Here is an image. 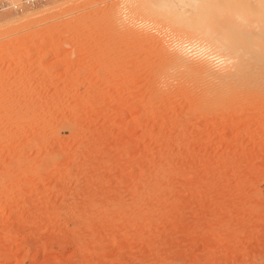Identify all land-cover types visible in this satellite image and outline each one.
Here are the masks:
<instances>
[{"label": "rangeland", "instance_id": "obj_1", "mask_svg": "<svg viewBox=\"0 0 264 264\" xmlns=\"http://www.w3.org/2000/svg\"><path fill=\"white\" fill-rule=\"evenodd\" d=\"M262 2L0 14V264H264Z\"/></svg>", "mask_w": 264, "mask_h": 264}, {"label": "bare ground", "instance_id": "obj_2", "mask_svg": "<svg viewBox=\"0 0 264 264\" xmlns=\"http://www.w3.org/2000/svg\"><path fill=\"white\" fill-rule=\"evenodd\" d=\"M260 2V1H259ZM253 3V2H252ZM256 4V3H255ZM262 10V15L260 18H258L257 20L255 21H250L248 23H244L243 25V22H242V25L240 24V20L243 19L244 17H240L241 19L239 21H237L236 23L239 22V25H234V30L236 31V34H240L241 36L242 35H245V36H249L251 41L249 42V49L247 48V51H250L252 53H254V57L252 58V61H250V59H246V61H243L238 67H237V70L234 71V72H231V73H227V74H222L224 77H230L228 79H235V78H239L241 79V77L245 74V72H249L250 70H254L253 71H250L248 73V75H251L250 73L254 74L257 72L258 76H260L259 74H263L261 76L264 77V2L261 3V6L259 8V11L261 12ZM256 11V10H255ZM253 12V11H252ZM258 15V14H257ZM259 17V16H258ZM249 19V18H248ZM245 20V19H244ZM243 20V21H244ZM253 20V19H252ZM245 22V21H244ZM229 25V24H228ZM238 32V33H237ZM236 37V36H235ZM233 39V38H232ZM235 40V39H234ZM221 42V41H220ZM222 43V42H221ZM229 43V42H228ZM238 43V42H237ZM248 44V43H246ZM230 45V44H229ZM235 45H232V50L235 48ZM226 47V45H225ZM227 48H231V47H227ZM239 48V47H238ZM235 49V51H237V49ZM239 50V49H238ZM180 55V54H179ZM179 55L177 56L178 59L181 57H179ZM176 57V58H177ZM175 58V59H176ZM172 59V58H171ZM183 59V58H182ZM180 59V60H182ZM180 62V61H179ZM178 62V64H179ZM183 62V61H182ZM181 62V63H182ZM256 71V72H255ZM246 72V74H247ZM244 73V74H243ZM247 75V76H248ZM222 76V77H223ZM246 77V75H244ZM243 76V77H244ZM254 76V75H253ZM260 76V77H261ZM223 77V78H224ZM244 77V78H245ZM262 77V78H263ZM222 78V79H223ZM239 79V80H240ZM260 79V78H259ZM224 80V79H223ZM236 80V79H235ZM238 80V79H237ZM261 80V79H260ZM264 80V79H263ZM222 81V80H221ZM234 81V80H233ZM233 81L231 83H233ZM236 82V81H235ZM239 82V81H238ZM256 83V82H255ZM235 84H238V83H235ZM258 84V83H257ZM239 87H235L236 89L238 88H241V86L243 84H241L240 86V83L238 84ZM247 85V84H246ZM230 86V85H229ZM231 86H234V85H231ZM237 86V85H236ZM245 86V85H244ZM253 86V85H252ZM257 86V85H256ZM259 86V85H258ZM243 87V86H242ZM228 88V87H227ZM234 89V87H232ZM248 88V87H247ZM234 89V90H236ZM233 92V91H232ZM235 93V92H234Z\"/></svg>", "mask_w": 264, "mask_h": 264}, {"label": "built area", "instance_id": "obj_3", "mask_svg": "<svg viewBox=\"0 0 264 264\" xmlns=\"http://www.w3.org/2000/svg\"><path fill=\"white\" fill-rule=\"evenodd\" d=\"M39 1L45 0H0V14L10 11H20Z\"/></svg>", "mask_w": 264, "mask_h": 264}]
</instances>
